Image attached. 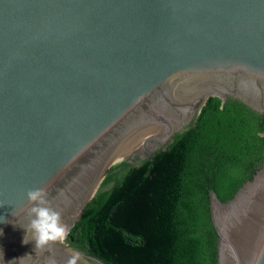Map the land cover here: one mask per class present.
<instances>
[{
    "label": "water",
    "instance_id": "1",
    "mask_svg": "<svg viewBox=\"0 0 264 264\" xmlns=\"http://www.w3.org/2000/svg\"><path fill=\"white\" fill-rule=\"evenodd\" d=\"M210 97L264 116V0H0V264H105L36 249L28 191L70 229ZM206 188L216 264H264V165Z\"/></svg>",
    "mask_w": 264,
    "mask_h": 264
},
{
    "label": "trees",
    "instance_id": "2",
    "mask_svg": "<svg viewBox=\"0 0 264 264\" xmlns=\"http://www.w3.org/2000/svg\"><path fill=\"white\" fill-rule=\"evenodd\" d=\"M264 165V116L210 97L164 150L131 165L97 208L87 203L65 243L105 264H216L209 185Z\"/></svg>",
    "mask_w": 264,
    "mask_h": 264
},
{
    "label": "clouds",
    "instance_id": "3",
    "mask_svg": "<svg viewBox=\"0 0 264 264\" xmlns=\"http://www.w3.org/2000/svg\"><path fill=\"white\" fill-rule=\"evenodd\" d=\"M32 205L29 213L32 216L29 227L32 230L36 249L50 247L56 242H63L68 234V226L62 222V214L50 206L46 189H32L27 193ZM81 254L76 252L66 261V264H78Z\"/></svg>",
    "mask_w": 264,
    "mask_h": 264
},
{
    "label": "rangeland",
    "instance_id": "4",
    "mask_svg": "<svg viewBox=\"0 0 264 264\" xmlns=\"http://www.w3.org/2000/svg\"><path fill=\"white\" fill-rule=\"evenodd\" d=\"M145 155H143V157H144ZM142 157V158H143ZM143 160V159H142ZM142 160H140V161H135L132 165H136V164H140L141 162H142ZM64 242V241H63ZM65 243V242H64Z\"/></svg>",
    "mask_w": 264,
    "mask_h": 264
}]
</instances>
